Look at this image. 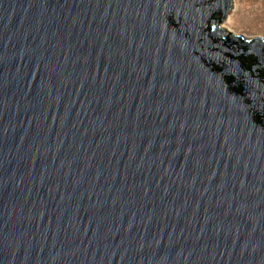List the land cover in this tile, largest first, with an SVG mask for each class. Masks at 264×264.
<instances>
[{
  "label": "water",
  "instance_id": "95a60500",
  "mask_svg": "<svg viewBox=\"0 0 264 264\" xmlns=\"http://www.w3.org/2000/svg\"><path fill=\"white\" fill-rule=\"evenodd\" d=\"M233 0H0V264H264V37Z\"/></svg>",
  "mask_w": 264,
  "mask_h": 264
},
{
  "label": "rangeland",
  "instance_id": "374dc122",
  "mask_svg": "<svg viewBox=\"0 0 264 264\" xmlns=\"http://www.w3.org/2000/svg\"><path fill=\"white\" fill-rule=\"evenodd\" d=\"M222 24L235 33L264 37V0H233Z\"/></svg>",
  "mask_w": 264,
  "mask_h": 264
}]
</instances>
